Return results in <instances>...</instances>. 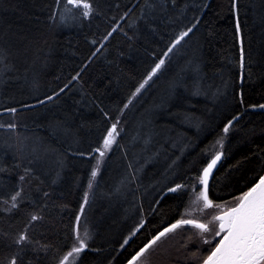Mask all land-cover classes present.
Returning <instances> with one entry per match:
<instances>
[{"label": "trees", "instance_id": "obj_1", "mask_svg": "<svg viewBox=\"0 0 264 264\" xmlns=\"http://www.w3.org/2000/svg\"><path fill=\"white\" fill-rule=\"evenodd\" d=\"M82 2L90 10L66 0H0V128L14 140L0 168L4 190L23 187L8 212L9 194L0 189V264L12 254L16 264H69L64 257L83 238L73 230L88 218L97 235L81 264H123L186 217L218 152L224 158L210 183L212 208L264 176V0H238L244 62L234 0ZM114 124L117 138L105 149ZM98 148L99 159L90 155ZM169 174L183 188L157 202ZM92 181L98 190L85 205ZM122 185L131 187L125 202L115 192ZM171 233L144 254L147 264H192L202 252L193 263L200 264L223 235L201 245V236L184 231L167 240Z\"/></svg>", "mask_w": 264, "mask_h": 264}, {"label": "snow or ice", "instance_id": "obj_2", "mask_svg": "<svg viewBox=\"0 0 264 264\" xmlns=\"http://www.w3.org/2000/svg\"><path fill=\"white\" fill-rule=\"evenodd\" d=\"M66 3L84 10H90L91 8L90 4L83 3L82 0H66ZM84 14L87 15L88 11H85ZM189 31H191V29H189ZM186 35H188L187 32L183 33V36ZM163 63L164 61L161 60L160 64L156 65L153 74ZM141 87H143V85H141ZM261 107H264V105H261ZM11 111L15 112L16 110L12 109ZM9 127L14 126L9 125ZM115 130L116 125H113L112 131L108 133V138H105L103 141V148L107 149L112 143L111 137ZM227 131L228 129L226 127L225 132ZM96 151L103 156L104 153L101 149L98 148ZM218 159L219 156L216 157V160ZM216 160H213L208 168L204 170L205 177H207L209 169L215 165ZM93 176H95V172H93ZM21 179H23V177H21ZM204 183L206 184V180ZM170 191H176V189H170ZM16 195H19V193ZM199 198L204 200L205 207L212 206V202L208 199L206 190L198 194V199ZM15 199L16 196H13L12 200L15 201ZM216 207H219V205H216ZM32 219L35 220L37 217L34 216ZM213 220L219 221L218 229L214 232V237L220 236L221 233H224V235L222 239L216 243L214 248L210 250V255L203 261V264H264V177H260L258 183L244 192L241 196L237 197L234 207H230L221 215L213 217ZM186 224L193 225L195 228L200 229L201 232L209 231L208 224L196 223L193 220L187 219L178 220L176 223L160 232L149 244L145 245L144 248H141L132 258L130 264H136V261L140 260L148 249L155 245L161 237H164L167 233H171ZM25 239L26 236L20 237V241ZM79 243L80 247H74L72 252H69L67 256L64 257L65 260H67L68 256H72L73 253L78 254L83 250L85 247L84 241L81 239ZM205 243H210V241H205ZM10 264H16L15 259L11 260ZM141 264H143V262H141Z\"/></svg>", "mask_w": 264, "mask_h": 264}, {"label": "rangeland", "instance_id": "obj_3", "mask_svg": "<svg viewBox=\"0 0 264 264\" xmlns=\"http://www.w3.org/2000/svg\"><path fill=\"white\" fill-rule=\"evenodd\" d=\"M174 48L172 47L171 50H169V54L171 52H173ZM6 135H8V133L6 134H2V132H0V163L2 162V159L4 160H10L11 159V152L10 150L12 149V146H14V140L12 138L11 135H8L6 137ZM117 138V132L115 131L111 137V140H112V143L109 145V147L115 142ZM32 145V144H31ZM30 143L28 144V147L31 146ZM219 151V150H218ZM28 151L26 150V155H28L27 157H30L32 159H34V163L35 164H39L41 162V160L37 157H35V154H33V152L31 153H27ZM217 152V151H216ZM35 153V152H34ZM139 154H142V153H139ZM46 155H48V153H46ZM2 156V157H1ZM169 156H172V152L170 150H168V152L166 153H163L162 154V160L163 162L166 163V165H168V162H169ZM173 178V175L169 174L167 175V177L163 180L160 181V185H164L166 184L168 181H170L171 179ZM5 183H4V180H3V176L1 175L0 173V189H2L3 191H7V190H4L5 188ZM196 187H199V189L197 190V193L195 195V197L192 198L191 200V207H189V209L187 210L186 212V217L185 218H195V219H201L202 221H204V217H207L208 220H206L205 223L207 224H210L212 227H211V230L208 231V232H201L200 229H194L193 227L187 229V228H184V226H181L179 229H177V231L169 234L168 239H171L174 235H178V234H181L182 232H186L188 231V233L190 234H194L195 237L197 236H201V245H204L205 243V240L204 238L207 237L210 241H213L216 236L214 237V232L215 230L218 229V225H219V221H214L213 220V217L217 216V214L220 212V206L221 205H224L228 208L230 207H234L235 206V202L236 200H233V201H230V202H225V203H220L219 207H215V208H211V210H209L208 212L205 210L206 207H205V202L202 198H199L198 199V194L200 192L203 191V182L201 181V176L199 178V182H197V184L195 185ZM130 190H131V187L128 186V185H122V186H119L115 192L119 195V201L120 202H125L127 201V197L130 195ZM202 253V252H201ZM201 253L198 255V256H201ZM149 256H142L140 258V260H138L136 262V264H141V262H143V264H147V260H148ZM197 258V257H195ZM197 260V259H195Z\"/></svg>", "mask_w": 264, "mask_h": 264}, {"label": "bare ground", "instance_id": "obj_4", "mask_svg": "<svg viewBox=\"0 0 264 264\" xmlns=\"http://www.w3.org/2000/svg\"><path fill=\"white\" fill-rule=\"evenodd\" d=\"M234 6H235V0H234ZM236 12V18H237V30H238V37H239V46H240V51H241V56L243 57V62H244V47H243V36H242V31H241V29H240V23H239V20H238V12L237 11H235ZM58 21L59 22H56L57 24H64V22H65V19H64V17H63V15H61V16H59V18H58ZM117 26L118 25H116L115 24V26L113 27V29L111 30V31H113L114 30V28H117ZM185 32H188V30H186V31H184V32H182V34L178 37V39L175 41V43H173V45L169 48V50L173 47L174 49L173 50H176V48L178 47V45L180 44V42L184 39V37L185 36H183V33H185ZM183 36V38L181 39V37ZM99 49V48H98ZM97 49V50H98ZM169 50L167 51V53L164 55V57L161 59V60H163L164 61V63L160 66V68L158 69V70H156L155 71V73L153 74V70L156 68V66L152 69V71L148 74V75H146L145 76V78L141 81L142 83L140 84V86L138 87V90L136 91V93H135V97H137L138 95L140 96L144 91H145V89L150 85V83H151V80L159 73V71H160V69L163 67V65L165 64V62L167 61V59L172 55V53L174 52H171L170 54H169ZM158 64H160V62L158 63ZM242 70H243V68H242ZM150 77V78H149ZM241 78H243V72H241ZM141 85H143V87H141ZM115 125V124H114ZM110 131H112V128H111V130ZM116 132H117V130H115ZM0 132H2V134H6L3 130H2V128H0ZM117 134H118V132H117ZM11 135H13V134H11ZM101 151H103V150H101ZM96 153H97V151L95 150L94 152H92L90 155H93V156H95V157H97V155H96ZM103 153H104V151H103ZM216 155V154H215ZM214 155V156H215ZM213 156V157H214ZM212 157V158H213ZM211 158V159H212ZM97 159H99L98 157H97ZM210 159V160H211ZM209 160V161H210ZM208 161V162H209ZM208 164V163H207ZM206 164V165H207ZM1 171H2V168H0V173H1ZM97 171H98V167L96 166L95 167V173H97ZM174 178H175V176L170 180V181H173L174 180ZM170 181H168L166 184H164V185H162L163 187H162V190H161V195L159 196V198H158V200H157V202L159 201V200H161V198H163V196H165L166 194H168V193H173V192H176V191H178L179 189H181V188H183V185H182V183H176V184H174V183H171ZM174 184V185H173ZM91 185V186H90ZM154 186V185H153ZM153 186H152V190H155V188H153ZM179 186V187H178ZM22 186L20 185V188H18L16 191H14L13 189H9V190H7V191H4V193H8L9 194V198L6 200V203H7V205H6V209H7V212L8 211H10V210H12V208H15V205L17 204V202L19 201V199L23 196V192H22ZM172 188H174V189H176V191H170V189H172ZM97 187H95V182H91L89 185H88V188H87V192H86V198H85V200H84V204L85 205H87V204H91L93 201H94V198H93V196H94V194L97 192ZM152 190H149L150 192H153ZM17 193H19V195H16ZM13 196H16V199H15V201H13L12 200V197ZM94 209H96V208H94ZM91 220L88 218L87 220H84V227L85 228H81V229H88V230H92L93 232H94V234H92V235H88V237L90 238L89 239V245H90V243L93 241V239H94V237L97 235V231L94 229V228H92L91 227ZM143 222L144 221H142V223L140 224V226L139 227H141V225L143 224ZM173 223H175V222H173ZM173 223H171V224H173ZM171 224H169V225H167L165 228H167L168 226H170ZM164 228V229H165ZM80 229V228H79ZM79 229H74L73 230V233L74 234H76L77 236L79 235V233H76L75 231L76 230H79ZM164 229H162L161 231H163ZM160 231V232H161ZM138 232V228H135L134 230H132L131 231V233H130V235H129V237L130 238H132L136 233ZM159 232V233H160ZM84 238V237H83ZM88 241H86V245L88 246ZM70 245L71 244H69V247H70ZM80 246V245H79ZM75 247H77V244H75ZM121 247H122V244H121ZM120 247V248H121ZM90 249V246H89V248H88V250ZM13 259H15V261H16V257H15V255L14 254H12V255H10L9 256V258L7 259V263L6 264H10V261L11 260H13ZM81 257L80 258H77L76 257V255H75V253H73V255L70 257V262H69V264H73L74 262H76V264H81Z\"/></svg>", "mask_w": 264, "mask_h": 264}, {"label": "water", "instance_id": "obj_5", "mask_svg": "<svg viewBox=\"0 0 264 264\" xmlns=\"http://www.w3.org/2000/svg\"><path fill=\"white\" fill-rule=\"evenodd\" d=\"M235 10L238 12V0H235ZM217 156H219V159L218 160H216V157ZM223 158H224V152L223 151H220V152H218L209 162H208V164L204 167V169H203V171H202V182H203V191H205L206 190V192H207V196H208V199L212 202V205L214 204V202H213V200L211 199V197H210V194H209V190H210V183H211V180H212V178H213V176H214V174H215V172H216V170H217V168L219 167V165L221 164V162H222V160H223ZM213 160H216V163H215V165L211 168V169H209V171H208V175H207V177H205V175H204V170L205 169H207L208 168V166H209V164H211L212 163V161ZM264 177V176H263ZM206 180V184L204 183V181ZM259 182V181H258ZM257 182V183H258ZM172 189H174V188H172ZM221 215V214H220ZM187 220H193V219H187ZM193 221H195L196 223H204V224H207V223H205V222H203V221H197V220H193ZM176 223V222H175ZM174 224V223H173ZM172 225V224H171ZM170 225V226H171ZM170 226H168V227H170ZM167 227V228H168ZM164 231V230H163ZM162 232V231H161ZM159 234V233H158ZM157 234V235H158ZM156 235V236H157ZM155 236V237H156ZM149 244V243H148ZM145 247V246H144ZM143 247V248H144ZM139 252V251H138ZM136 255V254H135ZM134 255V256H135ZM133 256V257H134ZM132 257V258H133ZM132 258L128 261V263L127 264H130V261H132ZM203 264V263H202Z\"/></svg>", "mask_w": 264, "mask_h": 264}, {"label": "flooded vegetation", "instance_id": "obj_6", "mask_svg": "<svg viewBox=\"0 0 264 264\" xmlns=\"http://www.w3.org/2000/svg\"><path fill=\"white\" fill-rule=\"evenodd\" d=\"M227 209H228V207H226V206H224V205H221L220 206V212L217 214V215H219V214H222L224 211H227ZM184 219H194V220H197V221H201V219H195V218H184ZM76 233H79V234H81V235H83V237L84 238H80L79 239V241L82 239L83 241H84V244L86 243V241H88L89 242V237H88V235H92V234H94V232L92 231V230H88V229H79V230H76L75 231ZM130 235V234H129ZM129 235L126 237V238H124V240H123V242H122V247H121V250L131 241V239L136 235H134L132 238H130L129 237ZM223 235H224V233H223ZM223 235H222V237H223ZM222 237H221V239H222ZM126 242V243H125ZM148 244V243H147ZM77 247H80V246H77ZM140 249H141V247H138L136 250V252H135V254L138 252V251H140ZM88 250V246L85 244V247L83 248V250L80 252V253H78V254H76L75 253V255H76V257L77 258H80V257H82V255H83V253L85 252V251H87ZM134 254V255H135ZM133 255V256H134ZM133 256H131L125 263H123V264H127L128 263V261L133 257ZM199 258H200V256H198ZM197 257V259L199 260V258ZM196 258H194L193 259V263H195L197 260H195ZM137 262V261H136ZM192 263V264H193ZM73 264H76V262H74ZM201 264V263H200Z\"/></svg>", "mask_w": 264, "mask_h": 264}]
</instances>
